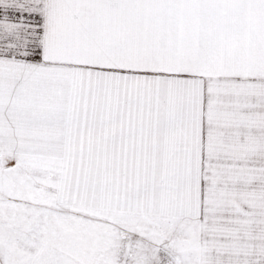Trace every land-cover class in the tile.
Returning <instances> with one entry per match:
<instances>
[{"label":"snow or ice","instance_id":"obj_1","mask_svg":"<svg viewBox=\"0 0 264 264\" xmlns=\"http://www.w3.org/2000/svg\"><path fill=\"white\" fill-rule=\"evenodd\" d=\"M0 264H264V0H0Z\"/></svg>","mask_w":264,"mask_h":264}]
</instances>
